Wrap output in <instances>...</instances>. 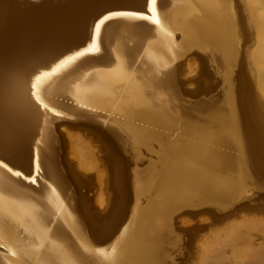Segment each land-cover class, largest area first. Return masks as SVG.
<instances>
[{"label": "bare ground", "instance_id": "1", "mask_svg": "<svg viewBox=\"0 0 264 264\" xmlns=\"http://www.w3.org/2000/svg\"><path fill=\"white\" fill-rule=\"evenodd\" d=\"M245 2L242 23L235 0H0V264H178L179 222L263 192L264 0ZM115 6L150 16L109 14L93 33L95 13ZM118 15L145 30L102 32ZM192 58L205 77L188 92ZM78 127L119 157L125 204L107 233L65 158L95 167L68 141Z\"/></svg>", "mask_w": 264, "mask_h": 264}, {"label": "rangeland", "instance_id": "2", "mask_svg": "<svg viewBox=\"0 0 264 264\" xmlns=\"http://www.w3.org/2000/svg\"><path fill=\"white\" fill-rule=\"evenodd\" d=\"M235 5L237 7L238 18L242 19V23L245 22V11L247 9L245 0H235ZM261 20L264 22L262 18ZM252 35L253 29L247 25L245 42L247 41L246 43L249 45L253 41ZM261 50L263 52L264 47ZM244 53L245 46L242 47V54L239 57L241 63L240 72L245 74L246 82L252 91V95L254 93L257 100L259 96L257 95L254 82L249 75ZM199 59L203 64L201 58ZM190 60L188 63L191 66L190 64L187 66V71L181 76V79L184 82V86L191 90L196 86L195 80L200 81L205 77V72L204 68L198 66L196 59L192 58ZM260 66L263 68V63ZM234 68L235 75L233 74V77L236 80L239 75L236 66ZM189 80L191 81L189 82ZM190 85L193 87H190ZM84 129L81 127L74 128L68 141L71 143V139L75 138L90 149L95 162L94 170L92 168L91 170H87L84 167L83 160L76 154L71 153L70 159L65 155V158L69 165L72 164L77 172H79V175L75 176L80 186V195L83 203L96 224L94 231L104 233L100 214L107 212L111 208L114 198L111 162L105 158L102 146L104 140L100 135L94 132H86ZM262 159L264 161L263 157ZM257 172L259 180L257 183L262 187L263 192L253 196L250 200L248 199L236 210L222 215H208L203 212L199 215L189 216L190 218L186 217L184 226L181 222L178 223V226L182 227V229H179L181 232L188 235L184 229H190L192 234L191 237L187 236V249L178 264H264L263 167L257 168ZM115 173L118 177V172L116 171Z\"/></svg>", "mask_w": 264, "mask_h": 264}, {"label": "water", "instance_id": "3", "mask_svg": "<svg viewBox=\"0 0 264 264\" xmlns=\"http://www.w3.org/2000/svg\"><path fill=\"white\" fill-rule=\"evenodd\" d=\"M147 1L149 2V0H147ZM109 14H143L145 16H150L148 10H144V11L139 12V11L133 10L132 8H129L126 6L125 7H122V6H120V7H116V6L115 7H105V8L98 10L95 13L94 23L92 26L93 33H94L95 27L97 25V22ZM121 17H124V16L118 15V16H114V17H110V18L106 19L102 23L101 31L104 32L106 29H108L110 27H112L114 29H121L123 31L126 30L127 32H131L133 34L137 33V32H142L145 30V28L140 24H130V25H126L125 27H123L122 24H120L118 22V18H121ZM112 24H113V26H110ZM197 84H198V82H197ZM199 84H200V82H199ZM194 89H192V90L188 89V92H194L195 91ZM250 108L255 110L257 107L255 106V104L253 105L251 103ZM93 129H95V128H93ZM106 140L107 139L105 138V141L103 142V144L102 143L101 144H102L103 149H104L105 158H107V160H109V162H111V169H112L111 172L113 174L112 184H113L114 198L112 200L111 208L107 212L100 214V219L102 220V229H103L104 233H107L108 230H110L111 226L113 225V223H114L113 221L119 218V215H120V213L123 209V206L125 204L123 189L120 190L119 183L117 182L118 177L115 173L117 171V167L120 166V165H117V163H119L118 162L119 157H116L117 155H114L115 153L114 154L112 153V151H111L112 149L110 150V147H112V142L110 143L109 141H106ZM69 172L72 175H79V172H77V170L75 169V167L72 166V164L70 165ZM184 231L188 233V235H187L188 237H191L192 234L190 232L191 231L190 229H184Z\"/></svg>", "mask_w": 264, "mask_h": 264}]
</instances>
